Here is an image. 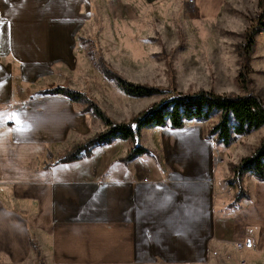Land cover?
<instances>
[{
  "label": "crops",
  "instance_id": "1",
  "mask_svg": "<svg viewBox=\"0 0 264 264\" xmlns=\"http://www.w3.org/2000/svg\"><path fill=\"white\" fill-rule=\"evenodd\" d=\"M190 1L204 19L216 17L223 2ZM90 6L0 0V264H37L33 247L42 264H203L211 244L240 236L247 247L264 245V182L257 181L244 209L230 208L232 188L221 176L213 180V150L205 142L198 156L152 157L154 164L104 157L97 172L91 157L48 161V151L61 154L68 135L85 129L69 100H31L28 92L45 86L54 70L76 69L77 36ZM223 213L228 226L216 223Z\"/></svg>",
  "mask_w": 264,
  "mask_h": 264
},
{
  "label": "rangeland",
  "instance_id": "2",
  "mask_svg": "<svg viewBox=\"0 0 264 264\" xmlns=\"http://www.w3.org/2000/svg\"><path fill=\"white\" fill-rule=\"evenodd\" d=\"M90 1L92 15L77 36L76 69L54 70L51 77L41 81L45 86L28 92V99L49 96L38 92L56 87L77 91L84 93L115 123H128L153 103L176 93L200 90L222 95L252 93L264 102V31L256 30L264 13V0H223L218 15L212 19L201 18L190 0H161L156 4H147L143 0ZM251 28L256 30L254 44L252 48H246V32ZM105 70L129 83L159 89L163 94L147 98L126 96ZM71 104L79 115V124L83 125L80 130L85 131L71 132L63 142L61 154L48 151L51 156L50 159L47 157L48 161L60 160L75 146L106 129L99 119L83 112L84 105ZM217 121L218 114L214 113L208 121H191L180 131L144 129L137 143L151 151L152 156L144 155L138 160L145 159L154 164L149 160L152 157L164 161L198 156L200 145L205 142L213 150L214 159L209 163L212 178L217 181L221 176L225 182L232 177L229 166L251 155L258 147L264 128L238 137L230 147L224 148L213 140H206L208 131ZM135 144L115 140L94 148L88 156L90 160L94 159L91 167L95 172L99 171L104 157H125ZM59 164L62 163L55 165ZM256 185L259 188L252 177L242 178V188L247 196L237 203L239 211L251 200ZM236 193V189H232L230 208L237 205L233 203ZM223 196L222 190L221 198ZM215 218L216 223H223V226H228L231 220L224 213L221 218L219 215ZM230 231L224 228V234ZM237 239H229L231 242L220 245L211 244L208 259L203 264H264L262 243H256L257 247L252 248L246 246L245 239L240 236ZM236 244H243V247L238 249ZM143 264L196 263L149 259L143 260Z\"/></svg>",
  "mask_w": 264,
  "mask_h": 264
},
{
  "label": "trees",
  "instance_id": "3",
  "mask_svg": "<svg viewBox=\"0 0 264 264\" xmlns=\"http://www.w3.org/2000/svg\"><path fill=\"white\" fill-rule=\"evenodd\" d=\"M264 13L257 22V28L264 31ZM255 28L246 32L247 46L252 48ZM104 71V68H102ZM118 89L126 96L132 98H147L163 94L154 87L129 83L105 70ZM241 76V75H240ZM39 95H59L67 98L71 103L84 105L83 112L90 113L99 119L104 127V132L94 135L82 145L75 146L65 157L56 163L68 164L88 157L91 151L100 146L111 144L115 140L136 142L131 147L124 160L129 161L151 152L137 143L144 129L168 128L170 130H182L191 121H208L214 113L218 114V121L208 131L207 140L230 147L238 137L248 135L253 131L264 128V102L252 93L243 95H222L213 91L200 90L193 93H176L169 98L153 103L146 110L141 111L128 123H115L84 93L72 91L62 87L41 90ZM51 158L48 153L47 156ZM46 164L45 167H49ZM229 170L232 177L225 183L232 189H236L233 203L246 197L242 188V178L249 174L259 182H264V135L258 147L249 156L243 157L237 164H231ZM37 257V264H42L39 252L33 247Z\"/></svg>",
  "mask_w": 264,
  "mask_h": 264
},
{
  "label": "built area",
  "instance_id": "4",
  "mask_svg": "<svg viewBox=\"0 0 264 264\" xmlns=\"http://www.w3.org/2000/svg\"><path fill=\"white\" fill-rule=\"evenodd\" d=\"M236 247H237L238 249H240V248L243 247V244H236Z\"/></svg>",
  "mask_w": 264,
  "mask_h": 264
}]
</instances>
